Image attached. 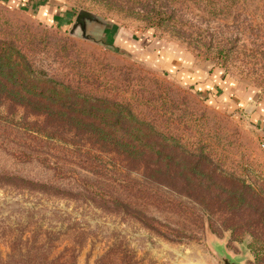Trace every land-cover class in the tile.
<instances>
[{
  "label": "rangeland",
  "instance_id": "obj_1",
  "mask_svg": "<svg viewBox=\"0 0 264 264\" xmlns=\"http://www.w3.org/2000/svg\"><path fill=\"white\" fill-rule=\"evenodd\" d=\"M82 10L98 19L87 38L73 33ZM0 41L35 73L131 106L264 194L253 118L264 106V0H0ZM188 65L222 73L234 103L198 90ZM237 96L247 99L239 105ZM11 104L0 109V264H224L221 243L243 264H264V229L249 227L252 211L227 230L222 216L209 220L180 195L149 197L128 185L111 156L97 176L86 169L87 148L32 132L26 123L36 118ZM96 194L144 211L154 229Z\"/></svg>",
  "mask_w": 264,
  "mask_h": 264
},
{
  "label": "trees",
  "instance_id": "obj_2",
  "mask_svg": "<svg viewBox=\"0 0 264 264\" xmlns=\"http://www.w3.org/2000/svg\"><path fill=\"white\" fill-rule=\"evenodd\" d=\"M22 109L36 118L31 131L43 132L57 143L88 149L86 166L97 176L107 175L104 159L123 169L130 183L150 197L158 190L186 198L209 220L222 216L220 226L234 229L238 216L254 213L249 227L264 229V194L233 173L222 169L211 155L192 151L176 138L161 133L139 118L131 106L83 95L71 86L35 73L28 60L0 41V109ZM117 163V164H116ZM115 164V165H114ZM154 190V191H153ZM97 200L106 201L100 194ZM113 211L131 215L146 227L155 221L119 197L106 201Z\"/></svg>",
  "mask_w": 264,
  "mask_h": 264
},
{
  "label": "crops",
  "instance_id": "obj_3",
  "mask_svg": "<svg viewBox=\"0 0 264 264\" xmlns=\"http://www.w3.org/2000/svg\"><path fill=\"white\" fill-rule=\"evenodd\" d=\"M191 67V71L188 73L185 72V76L188 78L189 82L191 84H195L196 88L202 92H204L206 95L210 93L209 95H214L216 98H220V100L224 102H233L234 96H236L233 88L228 89V86L225 82H223V76L222 73L214 71L211 73L210 70H207L202 67H198L197 69H193V66L188 65ZM238 97V96H237ZM242 97V96H241ZM244 97V96H243ZM238 102H235L236 104H241V101L244 103L247 98H240ZM250 101L254 99L252 96H248ZM248 99V100H249ZM234 103V102H233ZM260 110L258 113L253 117L256 121L258 130L261 131L262 134H264V106L261 105L259 108Z\"/></svg>",
  "mask_w": 264,
  "mask_h": 264
},
{
  "label": "water",
  "instance_id": "obj_4",
  "mask_svg": "<svg viewBox=\"0 0 264 264\" xmlns=\"http://www.w3.org/2000/svg\"><path fill=\"white\" fill-rule=\"evenodd\" d=\"M95 22H98V19L94 14L82 10L77 15L73 33L79 28L83 33V37L87 38L86 33L88 32V25L93 24ZM215 252L217 256L221 258L224 264H243V262L238 257H232L228 253L226 249V244H217L215 247Z\"/></svg>",
  "mask_w": 264,
  "mask_h": 264
},
{
  "label": "built area",
  "instance_id": "obj_5",
  "mask_svg": "<svg viewBox=\"0 0 264 264\" xmlns=\"http://www.w3.org/2000/svg\"><path fill=\"white\" fill-rule=\"evenodd\" d=\"M262 135V138H261V147L262 149L264 150V134H261Z\"/></svg>",
  "mask_w": 264,
  "mask_h": 264
}]
</instances>
